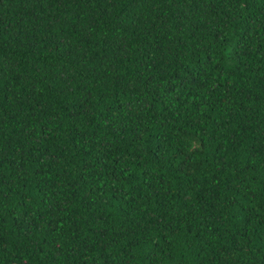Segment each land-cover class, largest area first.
<instances>
[{
	"label": "trees",
	"instance_id": "trees-1",
	"mask_svg": "<svg viewBox=\"0 0 264 264\" xmlns=\"http://www.w3.org/2000/svg\"><path fill=\"white\" fill-rule=\"evenodd\" d=\"M0 264H264V0H0Z\"/></svg>",
	"mask_w": 264,
	"mask_h": 264
}]
</instances>
